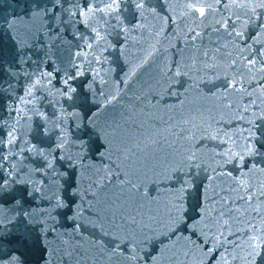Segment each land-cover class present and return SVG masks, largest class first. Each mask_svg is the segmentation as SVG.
Returning <instances> with one entry per match:
<instances>
[{
  "label": "water",
  "instance_id": "obj_1",
  "mask_svg": "<svg viewBox=\"0 0 264 264\" xmlns=\"http://www.w3.org/2000/svg\"><path fill=\"white\" fill-rule=\"evenodd\" d=\"M87 3L0 0V264H249L264 13Z\"/></svg>",
  "mask_w": 264,
  "mask_h": 264
},
{
  "label": "snow or ice",
  "instance_id": "obj_2",
  "mask_svg": "<svg viewBox=\"0 0 264 264\" xmlns=\"http://www.w3.org/2000/svg\"><path fill=\"white\" fill-rule=\"evenodd\" d=\"M107 5V11H105L104 8H93L92 7V0H88V3L85 5V8L81 11H79V15L83 19L85 16H95V15H101L108 16L112 15L113 13L118 12V7L120 0H105ZM188 5V12L195 16L198 20H203L209 15L211 12L214 11L213 9V2L217 5H234L237 8L245 9L244 12L245 16H248L249 13H251V17L249 19L255 18L257 21H259L260 17L257 15L258 12L264 13V0H211V2H206V0H186ZM145 0H137L136 7L137 9H143ZM237 19H239V16H237ZM221 26H224L226 24V21L220 22ZM247 23V21H245ZM261 27H264V22H261ZM193 33V39L198 33L195 32V29L192 30ZM231 35V33H230ZM236 37H242L243 32H236ZM97 36H99V32H97ZM248 65L250 66L249 70H251V67H254L256 65V60L250 59L248 60ZM261 71H264V65L261 66ZM235 84H230L229 87H235ZM249 151H251L249 149ZM195 157V153H192L189 156V159L192 160ZM241 161L243 160V155H240L238 157ZM251 200V197L248 198ZM248 256L250 258L249 264H257V260H261V264H264V231H261L256 228L255 224H252L249 222L248 227ZM221 236H223V233H220ZM218 239V238H217ZM211 251V249H209Z\"/></svg>",
  "mask_w": 264,
  "mask_h": 264
}]
</instances>
